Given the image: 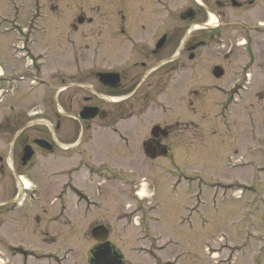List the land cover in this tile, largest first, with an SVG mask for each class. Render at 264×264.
Returning a JSON list of instances; mask_svg holds the SVG:
<instances>
[{"label":"rangeland","instance_id":"374dc122","mask_svg":"<svg viewBox=\"0 0 264 264\" xmlns=\"http://www.w3.org/2000/svg\"><path fill=\"white\" fill-rule=\"evenodd\" d=\"M41 1L43 11L41 5L38 7L33 0H0L1 71L6 65L5 58L9 62L13 61L5 50L8 44L5 32L11 29L15 21L24 25L33 16L40 17L44 13L50 16L53 11L56 15L63 13L64 19L58 21L57 18L48 17L49 21L44 24L47 28L45 36H41L42 39L34 36L38 38L39 44L34 46L36 50L32 47V57L45 49L49 52L51 48L48 59L35 62L34 65L69 64L67 69L72 74L75 68L70 64L111 60L114 55L117 67L124 69L129 65L127 58H124L127 44L125 46L124 39L116 34L119 25L113 22L115 15L112 12L113 29L101 23L102 18L98 19L101 27L97 31H100L101 38L90 40L88 35L96 30L93 25L81 26L76 34H72L69 25L75 17H88L100 9L112 8L119 20L121 13H125L127 1L133 6L135 3L139 6L152 3L151 0ZM159 1L168 5V10L160 11V22H166L168 15V23L174 24L185 1ZM93 5L95 10L90 11ZM260 9L256 7L251 13L238 12L235 17L240 18L247 29L239 30L237 34L222 31L220 41L201 49L196 61L191 63L192 67L202 70L198 80L184 74L182 82L175 86L177 91H167L170 105L153 108V116L148 118L144 128V125L137 127L134 124L133 129L128 131L134 135L133 144L138 149L140 143L137 141L146 137V130L151 126L157 124L164 127L173 124V121H178L182 128L189 126L187 132L173 139L168 155H160L148 164L143 156H136L135 152L136 155L129 161L110 151L111 135L108 130L100 131V134H107L102 137L109 146L105 152L115 157L114 162L120 164L122 170L135 171H121L112 174V177L124 179L137 187L143 183L144 199H129V195H118L114 188L105 191V188L98 189L91 184L89 192L99 196L97 208H91L83 220L80 219L81 212L71 211L68 214V218L77 220L69 224L72 228L68 242L49 247L41 244L36 235L38 243H34L36 239L31 237V233H19L11 225L0 230V237L4 235L6 238V246L0 250L4 255L2 264H88V254L95 243L88 236V231L93 225L101 223L110 225L107 226L111 234L110 244L122 255L125 264H264V28L255 25L264 19V4L260 5ZM194 24V28L199 27L197 23ZM177 25H180L179 21ZM12 36L10 41L14 39L15 47L20 46V34L13 31ZM102 38L107 40L101 42L99 57L94 47L95 41ZM65 39H75L76 46L72 49ZM236 41L246 45L238 46ZM17 52L15 50L16 69H23L30 63V55ZM225 55L227 59H223ZM254 60L255 70L242 68L245 64H253ZM213 67L224 70L223 77L217 82L209 75ZM240 69H243L241 79L238 78ZM245 73L253 75L252 81L245 83V86L250 84V87L242 91L236 89L233 104L226 107L223 104L221 108L223 100L220 102V97L225 99L227 93L222 95L223 91L215 86L229 89L235 82L241 81ZM202 88L208 91L200 97L194 96L193 109L178 99L188 98L187 89L196 90L199 94ZM14 109L12 107L9 112L10 116ZM217 113L221 116L218 117ZM164 116H167L166 119H163ZM100 154L104 155L103 152ZM131 163L133 167L128 168ZM42 185L45 189L48 186L47 183ZM222 187L231 188L224 192ZM127 190L128 187L125 188ZM36 203L33 202V205L37 206ZM50 231L61 234L62 228L52 225ZM13 250L17 251L16 255H13ZM26 253L28 256H25ZM47 255H50L48 260L54 263L42 259Z\"/></svg>","mask_w":264,"mask_h":264},{"label":"flooded vegetation","instance_id":"af4514ba","mask_svg":"<svg viewBox=\"0 0 264 264\" xmlns=\"http://www.w3.org/2000/svg\"><path fill=\"white\" fill-rule=\"evenodd\" d=\"M184 1L174 24L168 23V15L166 22H160L161 9L168 10L166 4L136 7L126 2L121 17L122 28L117 29L123 34L125 46L127 44L124 58L129 65L124 69L117 67L114 55L111 60L70 64L75 68L72 74L67 69L69 64L43 67L32 64L29 68L16 69L14 39L10 41L13 31L6 36L5 50L13 61L5 58L6 65L0 75V92L11 87L0 102V192L3 198L0 200V230L12 225L13 230L31 233L33 238L37 235L41 244L50 246L68 242L70 207L82 216L84 208H97L99 196L89 192V185L105 188V191L114 188L118 195H129V199H134L142 190L124 179L112 177L114 173L134 170H122L121 165L114 162L115 157L105 152L109 146L102 137L107 134H100V131H109L110 151L129 161L137 154L149 164L160 155H168L173 139L187 132L189 126L182 128L178 121L159 126L162 130L154 131L152 128L156 126H151L146 130V137L137 141L140 143L138 149L133 144L134 135L128 131L134 124L137 127L144 125V128L148 118L153 116V108L170 105L165 91H177L175 86L182 82L184 74L198 80L200 70L186 63L192 62L199 48L209 39L210 43L219 42L215 37H221L222 31L237 34L239 30L247 29L244 22L235 17L237 13H251L264 4V0ZM97 18L76 17L69 27L77 31L74 24L93 25L96 29L93 30L94 38H99L97 29L101 25ZM101 18L113 28L112 14L103 10ZM62 19L64 17L58 21ZM194 23L199 27L194 28ZM162 37L164 44L157 49ZM106 40L95 41L94 49ZM65 41L72 46V42ZM96 55L99 56L98 50ZM223 59H227V55ZM221 70L223 77L224 70ZM212 71L213 68L209 75L214 79ZM104 74L119 75V83L114 89L102 84ZM187 91L191 97L178 99L192 106L201 94L196 90ZM12 107L15 109L10 116ZM102 152L108 158L101 155ZM132 167L133 164L128 166ZM43 183L48 184L46 189ZM96 194L99 195L97 190ZM16 201H19L18 207L12 206ZM33 202H37V206ZM52 225L60 226L61 234L51 233ZM101 225L108 226L101 223L97 227ZM4 240L2 235L1 251ZM34 243H38V239Z\"/></svg>","mask_w":264,"mask_h":264},{"label":"water","instance_id":"95a60500","mask_svg":"<svg viewBox=\"0 0 264 264\" xmlns=\"http://www.w3.org/2000/svg\"><path fill=\"white\" fill-rule=\"evenodd\" d=\"M92 256V264H121L120 259L111 252L108 243H103L101 247L96 248Z\"/></svg>","mask_w":264,"mask_h":264},{"label":"bare ground","instance_id":"6f19581e","mask_svg":"<svg viewBox=\"0 0 264 264\" xmlns=\"http://www.w3.org/2000/svg\"><path fill=\"white\" fill-rule=\"evenodd\" d=\"M1 264V263H0Z\"/></svg>","mask_w":264,"mask_h":264}]
</instances>
